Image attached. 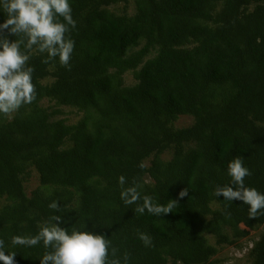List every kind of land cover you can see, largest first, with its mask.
I'll use <instances>...</instances> for the list:
<instances>
[{
    "label": "trees",
    "instance_id": "1",
    "mask_svg": "<svg viewBox=\"0 0 264 264\" xmlns=\"http://www.w3.org/2000/svg\"><path fill=\"white\" fill-rule=\"evenodd\" d=\"M69 3L70 70L33 51L36 101L0 116L5 251L17 254L16 264H40L49 250L42 242L13 247L11 238L34 236L60 215L61 227L104 235L121 258L130 254L129 264H216L220 247H238L249 230L263 228L246 258L264 264V216L251 219L242 201L212 194L229 183L236 156L252 173L245 186L264 193V0ZM5 18L0 11V23ZM44 100L74 107L78 120L58 118ZM183 115L192 123L175 128ZM30 170L37 183L27 191ZM120 176L125 187L135 178L141 196L159 204L185 188L188 195L172 213L136 214L120 199ZM54 200L60 212L48 207Z\"/></svg>",
    "mask_w": 264,
    "mask_h": 264
},
{
    "label": "clouds",
    "instance_id": "2",
    "mask_svg": "<svg viewBox=\"0 0 264 264\" xmlns=\"http://www.w3.org/2000/svg\"><path fill=\"white\" fill-rule=\"evenodd\" d=\"M0 11L5 19L0 23V116L11 117L22 107L37 99V89L33 83L34 68L29 66L30 53L43 55L42 63L57 62L70 70L75 41L70 33L76 28L69 0H0ZM12 36L15 39L10 40ZM144 167L143 162L138 165ZM229 183L217 185L215 197H223L232 202L242 201L248 206V217L255 219L264 216V193L256 188L245 186V179L252 175L244 165V158L236 156L227 166ZM121 186L120 199L126 206L135 205L136 214L147 213L162 216L172 213L188 190L182 189L176 199L165 204L154 202L149 195L141 196L139 182L134 178L132 185L125 187L127 180L118 177ZM48 207L61 211L58 201ZM63 218L54 215L50 222L40 227L34 236L14 235L11 245L35 247L41 242L46 251L40 264H129L130 254L119 256V249L102 234L73 228L69 232L61 227ZM138 238L147 246L152 245V237L140 232ZM5 241L0 239V264H16V253L5 251Z\"/></svg>",
    "mask_w": 264,
    "mask_h": 264
},
{
    "label": "rangeland",
    "instance_id": "3",
    "mask_svg": "<svg viewBox=\"0 0 264 264\" xmlns=\"http://www.w3.org/2000/svg\"><path fill=\"white\" fill-rule=\"evenodd\" d=\"M128 12H131L127 9ZM124 82L126 85H130L134 83L132 75L130 72H127L124 75ZM44 107H47L50 111L51 110H58V118L64 119L67 123H74L79 118V114L74 107H66V106H56L52 102L42 101ZM193 119L191 116L183 115L180 116L174 123L175 128H181L189 126L192 123ZM170 154L165 152L162 157L168 158ZM149 163V159L146 160ZM37 174L30 170V176L27 178V183L25 184L26 190L29 191L30 189L34 188L37 183ZM149 182V179L146 180ZM243 228V226L241 225ZM263 228H259L258 230H249V235L247 238L241 240L239 242V246H222L218 251L217 255L214 259L217 260L216 264H249V261L246 258L247 252L251 248L253 241L257 240L259 235L262 233ZM209 243L214 245V239L210 238Z\"/></svg>",
    "mask_w": 264,
    "mask_h": 264
}]
</instances>
